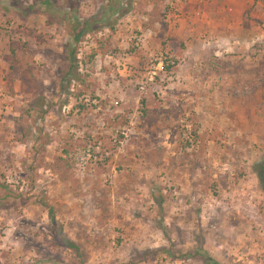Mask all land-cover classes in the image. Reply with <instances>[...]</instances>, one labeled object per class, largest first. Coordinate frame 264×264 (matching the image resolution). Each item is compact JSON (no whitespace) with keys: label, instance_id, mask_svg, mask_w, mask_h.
I'll return each instance as SVG.
<instances>
[{"label":"rangeland","instance_id":"1","mask_svg":"<svg viewBox=\"0 0 264 264\" xmlns=\"http://www.w3.org/2000/svg\"><path fill=\"white\" fill-rule=\"evenodd\" d=\"M224 1L0 0V264H264V0Z\"/></svg>","mask_w":264,"mask_h":264},{"label":"trees","instance_id":"2","mask_svg":"<svg viewBox=\"0 0 264 264\" xmlns=\"http://www.w3.org/2000/svg\"><path fill=\"white\" fill-rule=\"evenodd\" d=\"M119 9L121 12L120 15H124L126 13L127 7L124 8V3L120 2ZM89 24L90 23L86 21V22H83L82 24L77 22V24L75 26H71L70 35H72V39L75 41V43H78L80 41V39L82 38V36L85 35L88 31H90L91 27H89L90 26ZM66 49L68 51L66 53L65 59L70 61L71 67L76 66V62H78L77 58H76L77 48L73 47L70 44V40H69V42L66 43ZM170 61L171 60H169L167 58V56L163 59V67L162 68L167 73H169L171 71V69L173 68V65L170 64L172 61L171 62ZM172 63H175V62H172ZM187 141L190 145H193L195 140L190 135V136H187ZM253 169L257 175L260 187H261L262 191L264 192V156L259 162L255 163L253 165ZM50 215H51V211H50ZM50 218H53V216L51 215ZM60 242L65 243V245L67 247L72 248V249H77V247H78L76 244H74L73 242H70L68 240L60 239ZM202 249L200 250L201 253L197 252L193 255L200 257L206 264H221L220 262L215 260L213 257H211L206 250H204V249L202 250Z\"/></svg>","mask_w":264,"mask_h":264},{"label":"crops","instance_id":"3","mask_svg":"<svg viewBox=\"0 0 264 264\" xmlns=\"http://www.w3.org/2000/svg\"><path fill=\"white\" fill-rule=\"evenodd\" d=\"M248 3V0H225L222 4L223 8L226 10H222L223 14L227 13L228 17L226 19H229V27H231V30H228L227 32H230V36L236 37L238 33V29H243L244 25L242 22L244 21L243 17V12L245 11L243 6H245ZM240 9L239 12H235L236 10ZM234 13H238L236 15L238 16H233ZM235 15V14H234ZM237 17L236 24L235 23H230L231 18ZM261 24V23H260ZM236 26V27H235ZM262 26H264V23H262ZM236 28V29H235ZM237 31V32H236ZM182 39V38H181ZM183 41H180V45L182 46Z\"/></svg>","mask_w":264,"mask_h":264},{"label":"built area","instance_id":"4","mask_svg":"<svg viewBox=\"0 0 264 264\" xmlns=\"http://www.w3.org/2000/svg\"><path fill=\"white\" fill-rule=\"evenodd\" d=\"M98 35H101V32H99V34ZM81 54H82V50L81 49H79V53L77 54V59H78V63L80 64V65H82V56H81ZM162 64H163V62H162Z\"/></svg>","mask_w":264,"mask_h":264}]
</instances>
